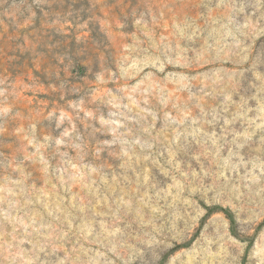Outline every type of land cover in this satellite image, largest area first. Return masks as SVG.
Here are the masks:
<instances>
[{"label": "rangeland", "instance_id": "obj_1", "mask_svg": "<svg viewBox=\"0 0 264 264\" xmlns=\"http://www.w3.org/2000/svg\"><path fill=\"white\" fill-rule=\"evenodd\" d=\"M0 264H264V0H0Z\"/></svg>", "mask_w": 264, "mask_h": 264}]
</instances>
